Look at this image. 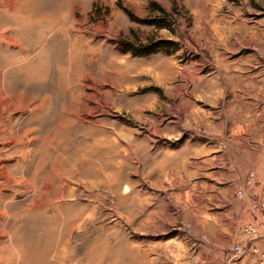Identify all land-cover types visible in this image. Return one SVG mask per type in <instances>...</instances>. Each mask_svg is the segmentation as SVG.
Wrapping results in <instances>:
<instances>
[{
    "label": "rangeland",
    "instance_id": "1",
    "mask_svg": "<svg viewBox=\"0 0 264 264\" xmlns=\"http://www.w3.org/2000/svg\"><path fill=\"white\" fill-rule=\"evenodd\" d=\"M258 196L264 0H0V264H221Z\"/></svg>",
    "mask_w": 264,
    "mask_h": 264
},
{
    "label": "crops",
    "instance_id": "2",
    "mask_svg": "<svg viewBox=\"0 0 264 264\" xmlns=\"http://www.w3.org/2000/svg\"><path fill=\"white\" fill-rule=\"evenodd\" d=\"M259 200H262L259 196ZM250 200L234 211L239 216L238 227L242 234L240 243L243 253L238 256H218L221 264H264V201ZM222 260V261H221Z\"/></svg>",
    "mask_w": 264,
    "mask_h": 264
},
{
    "label": "built area",
    "instance_id": "3",
    "mask_svg": "<svg viewBox=\"0 0 264 264\" xmlns=\"http://www.w3.org/2000/svg\"><path fill=\"white\" fill-rule=\"evenodd\" d=\"M237 195H238L240 198H242V197L244 196V193H243L242 190H239V191L237 192ZM233 251H234V254H235L236 256H238V255H240V254L243 253V248H242L241 245H236V246L233 247Z\"/></svg>",
    "mask_w": 264,
    "mask_h": 264
}]
</instances>
